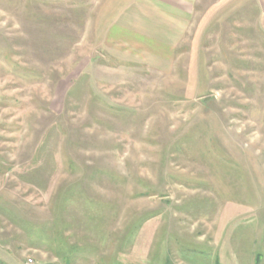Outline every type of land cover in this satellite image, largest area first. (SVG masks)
<instances>
[{
  "label": "rangeland",
  "instance_id": "374dc122",
  "mask_svg": "<svg viewBox=\"0 0 264 264\" xmlns=\"http://www.w3.org/2000/svg\"><path fill=\"white\" fill-rule=\"evenodd\" d=\"M0 264H264V0H0Z\"/></svg>",
  "mask_w": 264,
  "mask_h": 264
}]
</instances>
